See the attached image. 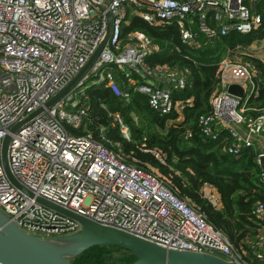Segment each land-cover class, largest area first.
<instances>
[{
    "label": "built area",
    "instance_id": "built-area-1",
    "mask_svg": "<svg viewBox=\"0 0 264 264\" xmlns=\"http://www.w3.org/2000/svg\"><path fill=\"white\" fill-rule=\"evenodd\" d=\"M94 1L110 11L112 26L90 74L106 78V85L116 94L121 92L111 72L103 74L101 67L114 62L126 70L142 64L152 47L147 36L135 33L133 43L116 51L129 7L150 23L175 22L182 41L194 45L200 34L213 38L230 30L247 33L262 22L261 14L252 10L256 0ZM106 22L105 10H98L88 0H0V209L22 230L40 237L81 229L80 221L36 201L39 196L162 246L210 252L236 264H264L234 248L201 212L174 195L159 174L122 161L90 132L70 131L68 126L78 128L85 114L86 106L78 105L74 96L85 79L15 131L10 130L44 105L84 65L101 40ZM263 44L264 37L245 47L237 45L236 51L219 61L220 89L211 99L212 111L199 116L204 135L215 137L218 127L224 128L230 136L227 151L237 153L253 146L260 165L264 164L260 162L264 156V107H249L244 100L258 93L262 71L249 56L264 60L253 52L260 51ZM142 66V75L163 73L167 79H176L165 64L152 69ZM128 81L136 82L131 76ZM176 81L180 87L184 85L183 78ZM231 82L244 88L243 98L227 91ZM138 89L147 94L153 109L176 112L177 118L191 103V98H173L171 91L153 83H140ZM247 110L255 112L246 115ZM113 115L128 136L120 115ZM6 134H10L6 150L10 171L31 196L5 173L1 145ZM260 178L264 181V169ZM203 194L213 203L219 202L212 186L204 185ZM253 212L264 222V200L255 202ZM255 246L264 249V235ZM263 255L256 253L260 258Z\"/></svg>",
    "mask_w": 264,
    "mask_h": 264
},
{
    "label": "trees",
    "instance_id": "trees-1",
    "mask_svg": "<svg viewBox=\"0 0 264 264\" xmlns=\"http://www.w3.org/2000/svg\"><path fill=\"white\" fill-rule=\"evenodd\" d=\"M252 10L262 16L256 29L247 33L230 30L213 38L200 34L199 44L192 46L182 41L175 22L150 23L129 7L116 51L133 43L135 33L147 36L152 48L142 64L126 70L114 62L101 67L103 74L111 72L119 94L106 85V78L99 79V73L90 74L76 97L78 105L86 106L82 122L78 128H68L75 134L90 132L122 161L159 174L174 195L201 212L234 248L264 263V255L256 256L257 251L264 254V249L253 247L264 235V222L253 212L255 202L264 200V181L260 178L264 164L257 162L258 151L246 146L230 153L226 149L230 142L227 130L218 127L215 137L206 136L199 125V116L212 111L211 99L220 89L219 61L236 51L237 45L245 47L264 37V0H256ZM249 58L262 73L257 95L244 102L249 107L263 108L264 60ZM161 64L168 66L176 79L183 78L184 85L180 87L176 79H167L163 73L141 74L142 65L152 69ZM129 76L136 80L135 84L128 81ZM140 83L165 87L173 98H191V103L186 104L179 118L176 112L160 113L149 105L147 94L138 89ZM252 110H247L246 115L255 112ZM113 113L120 115L128 136ZM204 185L217 191L219 202L204 196ZM135 258L120 246L96 245L69 259L73 264H130Z\"/></svg>",
    "mask_w": 264,
    "mask_h": 264
},
{
    "label": "water",
    "instance_id": "water-1",
    "mask_svg": "<svg viewBox=\"0 0 264 264\" xmlns=\"http://www.w3.org/2000/svg\"><path fill=\"white\" fill-rule=\"evenodd\" d=\"M88 1L98 10H105L107 22L101 40L84 65L46 100L44 105L39 106L13 124L11 131H15L22 123L33 118L45 107L51 106L90 75L94 62L110 36L112 17L110 11L106 10L103 4L94 0ZM227 91L240 98L244 97V88L236 82L229 83ZM9 140L10 134H6L1 145V160L5 173L13 184L31 196L32 193L20 186L10 171L6 154ZM260 162H264V156L260 157ZM35 200L69 218L80 221L81 229L67 235L40 237L22 230L0 209V264H73L69 258L96 245H116L128 249L136 256L130 264H236L234 261L226 260L210 252L162 246L127 230L95 221L45 198L36 196Z\"/></svg>",
    "mask_w": 264,
    "mask_h": 264
},
{
    "label": "crops",
    "instance_id": "crops-1",
    "mask_svg": "<svg viewBox=\"0 0 264 264\" xmlns=\"http://www.w3.org/2000/svg\"><path fill=\"white\" fill-rule=\"evenodd\" d=\"M199 44V43H198ZM198 44H195V45H198ZM189 45H192V46H194V43H192V44H189ZM152 48V47H151ZM251 49V48H250ZM260 51H257V50H254L253 49V52H255V53H257V54H259L260 56H262V58H264V44L260 47ZM230 50H228V52H229Z\"/></svg>",
    "mask_w": 264,
    "mask_h": 264
},
{
    "label": "rangeland",
    "instance_id": "rangeland-1",
    "mask_svg": "<svg viewBox=\"0 0 264 264\" xmlns=\"http://www.w3.org/2000/svg\"><path fill=\"white\" fill-rule=\"evenodd\" d=\"M81 90H82V88H77L75 91H74V96H75V98L76 97H78V94H79V92H81Z\"/></svg>",
    "mask_w": 264,
    "mask_h": 264
}]
</instances>
